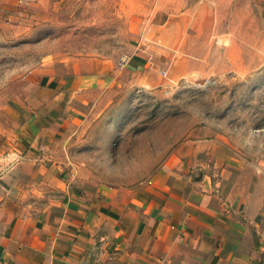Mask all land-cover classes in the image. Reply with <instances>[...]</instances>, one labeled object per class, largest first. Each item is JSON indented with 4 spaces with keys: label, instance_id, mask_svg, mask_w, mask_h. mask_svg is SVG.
I'll list each match as a JSON object with an SVG mask.
<instances>
[{
    "label": "crops",
    "instance_id": "crops-1",
    "mask_svg": "<svg viewBox=\"0 0 264 264\" xmlns=\"http://www.w3.org/2000/svg\"><path fill=\"white\" fill-rule=\"evenodd\" d=\"M27 2L0 0V24ZM254 2L264 13V0H196L185 15L200 5L252 13ZM149 65L137 56L120 70L93 65L81 74L69 64L65 74L33 77L54 93L1 145L0 264H264L263 174L217 139L181 144L134 186L102 184L72 163L67 131L98 123Z\"/></svg>",
    "mask_w": 264,
    "mask_h": 264
},
{
    "label": "rangeland",
    "instance_id": "rangeland-1",
    "mask_svg": "<svg viewBox=\"0 0 264 264\" xmlns=\"http://www.w3.org/2000/svg\"><path fill=\"white\" fill-rule=\"evenodd\" d=\"M27 1L0 24V149L13 124L54 93L34 76L65 74L69 64L81 74L93 65L120 70L141 56L151 68L142 83L122 87L98 123L67 131L74 165L102 184L134 186L181 144L213 138L264 177V13L256 2L252 13L200 5L188 16L196 0Z\"/></svg>",
    "mask_w": 264,
    "mask_h": 264
},
{
    "label": "built area",
    "instance_id": "built-area-1",
    "mask_svg": "<svg viewBox=\"0 0 264 264\" xmlns=\"http://www.w3.org/2000/svg\"><path fill=\"white\" fill-rule=\"evenodd\" d=\"M124 63H125V62L122 60L121 63H120V65H121V66L124 65Z\"/></svg>",
    "mask_w": 264,
    "mask_h": 264
}]
</instances>
